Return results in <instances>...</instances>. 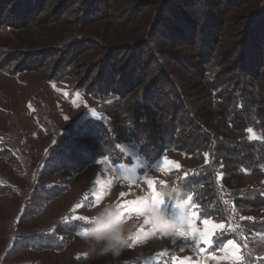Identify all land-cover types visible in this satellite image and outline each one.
Segmentation results:
<instances>
[{
    "label": "trees",
    "instance_id": "obj_1",
    "mask_svg": "<svg viewBox=\"0 0 264 264\" xmlns=\"http://www.w3.org/2000/svg\"><path fill=\"white\" fill-rule=\"evenodd\" d=\"M13 1L0 0V73L14 77L32 71L40 73L47 83L67 78L72 92H82L98 105L95 119L82 118L63 137L53 125L44 123L45 114L39 108L38 123L51 133L54 146L39 162L34 184L13 220L11 239L0 255V264H39L33 261L38 255L64 252L69 237L57 222L45 231H19L42 214L46 203L67 191L61 180L53 182L56 176L80 174L104 157L113 165L127 163L120 145L128 139L148 164L166 151L193 157L197 166L181 170L167 185H158L166 206L191 195L190 203L201 219L224 225L214 241L235 240L241 246V264H264V252L253 251L243 239L246 232L264 233V217L259 215L264 209V190L255 186L231 188L246 173L264 172V58L256 53L255 38L248 36L260 32L256 25L264 17V0L255 12L241 15L242 20L248 19L246 27L240 23L243 29L224 36L221 21L206 14L204 39L198 45L193 37L195 29L183 19L179 23L184 28L182 34L177 35L178 28L165 26L174 0H134L136 10L154 8L151 18L142 19L137 27L136 38H131L133 31L126 25L119 30L112 24H96L107 16L99 14L110 8L108 0H16L11 5ZM233 2L225 3L223 17L231 9L242 8L243 3ZM29 14H34L30 22ZM261 25L264 29L263 20ZM98 26L100 32L95 30ZM162 27L190 47L181 56L174 53L169 57L176 65V76L172 69L161 70L162 63L168 62L167 54L162 61L154 57L158 60L157 75L141 86L134 79V51L136 46L154 44L151 41ZM196 46L200 51H195ZM240 48L242 52H238ZM150 53L156 55L155 50ZM124 54L129 55L118 70L110 66ZM119 73L123 76L117 80ZM159 84L167 90L157 89ZM248 129L259 139H250ZM11 136L0 132V159L11 170L30 172L33 161L16 160L18 153L3 143ZM14 196L0 177V197Z\"/></svg>",
    "mask_w": 264,
    "mask_h": 264
},
{
    "label": "rangeland",
    "instance_id": "obj_2",
    "mask_svg": "<svg viewBox=\"0 0 264 264\" xmlns=\"http://www.w3.org/2000/svg\"><path fill=\"white\" fill-rule=\"evenodd\" d=\"M108 1L110 8L107 12L99 14L102 17L107 16L96 21V24L101 22L99 26L109 25V27L112 24L119 30L126 25L130 31H133L131 38L138 37L137 27L142 25V19L151 18L154 13V8L144 9L145 6L136 10L133 5L134 0ZM218 1L174 0L170 3L172 11L170 16L165 18V26L178 28L177 35L182 34L184 28H180L179 23H183L181 21L183 19L186 24L192 26L193 30L195 29L193 37L195 44L198 45L204 39L202 25L206 14L221 21V35L224 36L234 29H243L240 23L247 25L248 19L242 20L241 15L255 12L261 0H231L235 5L243 3L240 6L242 8L231 9V12L224 17L221 10L227 7L225 3L228 0H224L222 4L217 3ZM248 1L251 4L248 5ZM13 2L11 5H14L16 0ZM28 17L30 22L34 14H29ZM262 20L264 22V17ZM262 20L256 25V31L260 29V32L255 34L252 32L248 36L255 38L252 43L257 46L256 53L264 58ZM99 26L95 30L100 32ZM190 33L192 35L193 31ZM178 39L172 37L169 31L162 27L156 34L155 40L151 41L154 44L141 48L136 46L138 48L134 51V54H137L133 69L136 73L134 79L139 80L141 86L146 85L149 79L157 75L158 60H154V57L162 61L167 54V64H171L174 61H169V57L174 53L181 56L182 51L190 47L187 46L186 41ZM152 45L154 49L151 48ZM152 50L156 51V55L150 53ZM168 50L172 51L168 52ZM195 51H200V47L196 46ZM239 51L242 52V48L238 49ZM128 55L124 54L122 58L113 59L110 66L118 70L125 63ZM162 64L161 70L172 69L176 76V70H173L176 68L175 63L168 66ZM122 76V73H119L115 77L119 80ZM70 84L71 81L67 78L59 83H47L40 73L32 71L14 77L0 73V132L12 135L9 139L4 138L3 143H6L10 151L18 153V157L15 156L16 160L33 161L28 172L26 169L11 170V167L5 164V160L0 159V177L5 179L15 194L14 198L0 197V255L10 242L13 220L20 204L34 184L39 162L54 146L51 133L38 123L39 108L45 114L44 123H49L50 127L53 125L58 130V135L62 137L67 135L74 124L82 118L97 117L95 107L98 103L82 92H72ZM163 88L166 87L162 84L157 87L159 90ZM247 136L254 137L250 139H259V135L254 132L248 131ZM120 151L128 159L127 163L113 165L104 157L89 165L80 174L63 173L53 179V182L61 180L67 191L59 198L46 203L41 208L42 214L28 225H24L26 228L19 232L45 231L57 222L66 229L67 233L64 235L68 234L69 240L64 252L44 253L33 261L39 264H241L243 262L241 246L237 241L229 240L233 242L232 245H229V241L223 243L214 241V236L224 230L223 224L209 220L210 223L205 225L204 219L199 217L188 200L172 207L166 206L163 201L158 185H167L181 170H189L197 166L198 162L193 157L166 151L156 162L148 164L138 154L135 143L130 139L120 145ZM12 168L17 169L16 166ZM147 181L152 182L151 186ZM248 186L264 190V172L254 175L246 173L243 179L231 188L244 189ZM154 193L161 201L158 206L153 203ZM136 201L139 202L136 207H142L143 214L138 215L130 210L133 207L132 202ZM109 202L123 206L121 209L125 217L129 218L131 225L127 243L119 256H113L111 253L104 255L90 253L89 244L78 235L89 226V218L94 211ZM177 205H182L179 208L184 219L179 225L174 226L172 221ZM192 213H195V219H191ZM261 213L264 217V209L259 212L260 216ZM73 217L83 219H73ZM219 225L223 227L220 228ZM176 228L181 234H177ZM202 234L208 236L210 243L204 242ZM243 239L253 251L264 252V233L246 232L243 234Z\"/></svg>",
    "mask_w": 264,
    "mask_h": 264
},
{
    "label": "clouds",
    "instance_id": "obj_3",
    "mask_svg": "<svg viewBox=\"0 0 264 264\" xmlns=\"http://www.w3.org/2000/svg\"><path fill=\"white\" fill-rule=\"evenodd\" d=\"M165 194L171 195L169 192ZM183 219L184 216L180 215L178 223L174 226L180 224ZM130 231L129 218L125 217L117 204L109 202L94 211L89 218V226L81 231V236L89 244L90 253L95 255L111 253L113 256H119L127 243Z\"/></svg>",
    "mask_w": 264,
    "mask_h": 264
},
{
    "label": "snow or ice",
    "instance_id": "obj_4",
    "mask_svg": "<svg viewBox=\"0 0 264 264\" xmlns=\"http://www.w3.org/2000/svg\"><path fill=\"white\" fill-rule=\"evenodd\" d=\"M248 131H249L250 133H252V129H248ZM250 138H254V137L250 136ZM205 156H206V158H207V154H205ZM105 159H107V157H105ZM147 183L151 186V183H152V182H151V181H147ZM94 194H95V193H94ZM121 195H123V193H121ZM191 200H192V196L189 195V196H188V201H191ZM160 202H161V201L156 197V195H155V193H154V194H153V203L156 204V205L158 206ZM132 204H133V207L130 209L131 211H135L138 215H139V214H143V208H142V207H136V205L139 204L138 201H136V202H132ZM118 206H119L120 208L123 207V206H121V205H118ZM123 214H124V212H123ZM180 215H182V213H181L180 208L178 207L177 210H176V214H175L174 217H173V221H172V224H173V225L178 223V217H179ZM73 219H83V218L73 217ZM191 219H195V213H192V215H191ZM209 223H210L209 220H207V219L204 220V224H205V225H208ZM178 225H179V224H178ZM165 226H168V225L165 224ZM218 227L222 228L223 225H219ZM175 231L177 232V234H181V233L179 232V229H178V228H176ZM78 235H81V232L78 233ZM202 235H204V234H202ZM204 242H205V243H210V239L208 238L207 235H204ZM228 243H229V245H232V244H233L232 241H229Z\"/></svg>",
    "mask_w": 264,
    "mask_h": 264
}]
</instances>
